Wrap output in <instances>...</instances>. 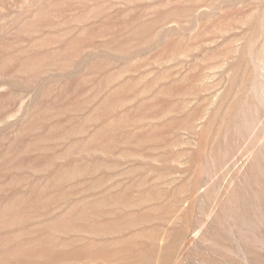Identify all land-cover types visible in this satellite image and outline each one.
Instances as JSON below:
<instances>
[{
  "label": "rangeland",
  "instance_id": "374dc122",
  "mask_svg": "<svg viewBox=\"0 0 264 264\" xmlns=\"http://www.w3.org/2000/svg\"><path fill=\"white\" fill-rule=\"evenodd\" d=\"M0 264H264V0H0Z\"/></svg>",
  "mask_w": 264,
  "mask_h": 264
}]
</instances>
